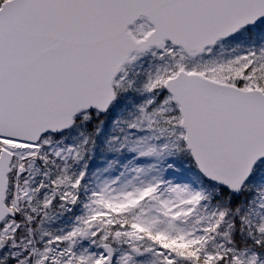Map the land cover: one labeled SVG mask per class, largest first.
<instances>
[{
    "label": "snow or ice",
    "instance_id": "obj_1",
    "mask_svg": "<svg viewBox=\"0 0 264 264\" xmlns=\"http://www.w3.org/2000/svg\"><path fill=\"white\" fill-rule=\"evenodd\" d=\"M0 264H264V0H0Z\"/></svg>",
    "mask_w": 264,
    "mask_h": 264
}]
</instances>
